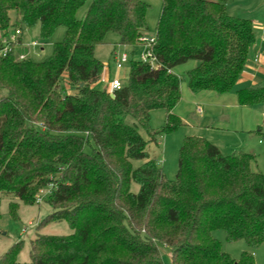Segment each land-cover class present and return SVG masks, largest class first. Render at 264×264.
<instances>
[{
  "label": "trees",
  "instance_id": "1",
  "mask_svg": "<svg viewBox=\"0 0 264 264\" xmlns=\"http://www.w3.org/2000/svg\"><path fill=\"white\" fill-rule=\"evenodd\" d=\"M86 1L0 0L2 34L39 24L48 39L65 27L43 61L29 53L20 58L27 52L21 38L0 56V193L32 205L49 189L41 201L52 211L40 226L65 221L72 230L32 239L25 262L18 261L23 240L17 241L0 264H165L160 245L170 248L171 264H256L254 249L264 241V172L254 168L256 154H224L208 139L187 135L169 180L141 134L156 141L184 124L174 112L182 97L178 66L197 62L185 72L192 92L235 89L257 43L252 20L230 14L231 0H162L157 66L129 60L127 84L110 92L93 87L104 69L96 47L109 32L121 45L140 44L149 32V5L92 0L78 19ZM63 78L74 93L65 92ZM236 94L242 106L264 105V83ZM158 108L166 118L155 131L150 117ZM258 135L264 146V132ZM135 160L143 162L134 167ZM17 206L10 202L14 217ZM217 229L249 249L234 259L214 237Z\"/></svg>",
  "mask_w": 264,
  "mask_h": 264
},
{
  "label": "rangeland",
  "instance_id": "2",
  "mask_svg": "<svg viewBox=\"0 0 264 264\" xmlns=\"http://www.w3.org/2000/svg\"><path fill=\"white\" fill-rule=\"evenodd\" d=\"M149 5L147 12V23L149 27V36H154L157 23L160 18L162 0H144ZM92 0H87L76 12V17L81 19L87 12ZM229 13L235 16L249 18L253 22V28L256 32V36L259 39L264 35V0H231L228 5ZM14 11L11 12L13 16ZM22 28L21 39L23 45L27 48L29 56L34 61H43L50 57L53 52L54 43L59 42L63 39L65 33V27L59 26L53 33V35L44 39L40 33V26L36 24L34 26L20 25ZM12 30V29H11ZM38 42V46H33V42ZM119 35L114 32H109L105 36V42L96 47L95 54L103 62L104 69H107L108 83L101 85L100 80L99 87L96 85V89L104 90L107 86L109 87L111 81L114 78L121 80L122 84L125 85L128 82L129 71L131 65L129 62L121 69L115 68L114 63L110 60L111 53L121 52L129 55V60H139L142 51L144 50L143 45L138 44L135 47L124 46L119 43ZM112 53V54H113ZM196 64L195 61H190L186 64ZM184 65V64H183ZM182 66V65H181ZM103 69V70H104ZM179 71V70H177ZM181 78V82H186V76L184 73H178ZM63 89L67 93H74L75 89L68 85L66 78L62 80ZM166 112L162 108L154 109L151 112L150 127L157 131L162 128L165 123ZM187 126H179L175 130L170 132H164L157 135L156 141H149L148 134L141 130L144 138L148 141L147 150L149 152V158L155 160L161 165L163 172L169 180H175L176 173L179 165V153L183 143V139L188 134ZM258 134V132H257ZM204 137V136H203ZM210 141V140H209ZM90 147H87V151H90ZM223 153H227L225 150ZM264 152L262 148L256 149V161H254V168L264 172ZM143 160L133 161V166H139ZM139 186L136 182H131V191L137 192ZM47 190H42L39 195L45 199ZM0 227L2 234L0 235V256H2L6 250L16 243L17 241L23 240V248L18 255V261L25 262L29 260V245L30 241L42 234H54V235H65L72 232L68 223L65 221L52 222L48 225L40 226L41 221L46 217L48 213L52 211V208L44 201L40 203L35 202L32 205L24 204L14 196L3 195L0 193ZM18 202L17 206V217H14L10 211V202ZM215 238L219 239L222 245V250L229 253L234 259H239L243 251L248 250L247 243L243 240H237L234 242L226 239L224 230L217 229L213 232ZM162 257L165 264H171L170 261V248L165 245H160ZM254 255L256 264H264V241L263 243L254 249Z\"/></svg>",
  "mask_w": 264,
  "mask_h": 264
},
{
  "label": "crops",
  "instance_id": "3",
  "mask_svg": "<svg viewBox=\"0 0 264 264\" xmlns=\"http://www.w3.org/2000/svg\"><path fill=\"white\" fill-rule=\"evenodd\" d=\"M263 38L264 35L257 38L255 48L234 90L226 93L214 91L195 93L190 91L187 81L181 82L182 97L175 106L174 112L183 120V126L188 127V134L204 136L217 145L222 152L225 150L226 154L239 150L255 153L256 149L261 148L264 152V146L257 134L259 131L264 132V105L242 106L236 94L238 89L264 83V55H261L257 62L254 61V56L259 54L263 47ZM112 53L110 60L114 63ZM194 65V63L184 64L173 71L176 74L180 72L185 74ZM108 75L107 69H104L99 79V81L102 80V86L108 83ZM99 81L93 84L94 88H100ZM105 89L109 91L110 85Z\"/></svg>",
  "mask_w": 264,
  "mask_h": 264
},
{
  "label": "built area",
  "instance_id": "4",
  "mask_svg": "<svg viewBox=\"0 0 264 264\" xmlns=\"http://www.w3.org/2000/svg\"><path fill=\"white\" fill-rule=\"evenodd\" d=\"M22 35V28L16 27L12 29L7 35L0 33V56H7L11 51L12 44L17 43ZM140 44L143 45L144 50L142 51L139 60L145 63H149L151 67L157 66V58L153 51V46L155 44V35L154 36H142L140 38ZM33 46H38L39 43L33 42ZM29 52L21 54L20 58L24 59L27 57ZM264 55V38H263V47L260 50L259 54L254 56V61L257 62L260 56ZM114 63L117 69L123 68L129 62V55L127 53L114 52L113 53ZM122 82L118 78H114L110 83V92H114L122 87ZM41 201V196L38 197V202Z\"/></svg>",
  "mask_w": 264,
  "mask_h": 264
},
{
  "label": "water",
  "instance_id": "5",
  "mask_svg": "<svg viewBox=\"0 0 264 264\" xmlns=\"http://www.w3.org/2000/svg\"><path fill=\"white\" fill-rule=\"evenodd\" d=\"M111 95H112V96H114V94H113V93H111Z\"/></svg>",
  "mask_w": 264,
  "mask_h": 264
}]
</instances>
